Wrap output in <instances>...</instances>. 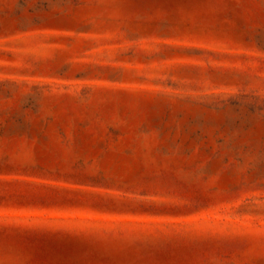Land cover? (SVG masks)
<instances>
[{
  "label": "rangeland",
  "instance_id": "1",
  "mask_svg": "<svg viewBox=\"0 0 264 264\" xmlns=\"http://www.w3.org/2000/svg\"><path fill=\"white\" fill-rule=\"evenodd\" d=\"M0 264H264V0H0Z\"/></svg>",
  "mask_w": 264,
  "mask_h": 264
}]
</instances>
